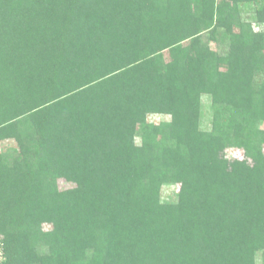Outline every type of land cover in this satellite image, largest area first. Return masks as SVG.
<instances>
[{
  "label": "trees",
  "instance_id": "16d2710c",
  "mask_svg": "<svg viewBox=\"0 0 264 264\" xmlns=\"http://www.w3.org/2000/svg\"><path fill=\"white\" fill-rule=\"evenodd\" d=\"M260 254L264 0H0V264Z\"/></svg>",
  "mask_w": 264,
  "mask_h": 264
},
{
  "label": "rangeland",
  "instance_id": "374dc122",
  "mask_svg": "<svg viewBox=\"0 0 264 264\" xmlns=\"http://www.w3.org/2000/svg\"><path fill=\"white\" fill-rule=\"evenodd\" d=\"M193 6H196L197 7V4H195V5H193ZM247 8V7H246ZM245 15V14H244ZM251 17V16H250ZM249 17V18H250ZM253 27H255V31H258L259 30V26H255V25H253ZM208 104H207V102L205 103V106H207ZM209 115V114H208ZM207 114H205L204 115V117H203V124H202V126H203V128L204 129H208L209 128V120H210V115L208 116ZM208 116V117H207ZM158 119L159 118H153V117H150V121L151 122H153V121H155V122H158ZM3 143H5V145H7V144H12V141H10V140H6L5 142H3ZM9 145V146H10ZM8 146V145H7ZM13 146V145H12ZM231 152V151H230ZM232 155H234V156H236V157H242L243 156V153L241 152V151H237V150H234V151H232ZM60 188L61 189H66L67 188V186L65 185V183L63 182V181H61L60 182ZM176 195H177V187H175V186H168V187H165L164 189H163V192H162V200L163 201H166V202H169V201H171V202H173V201H175V199H176ZM0 260H1V256H0ZM257 261H258V264H262V256H261V254L258 256V258H257Z\"/></svg>",
  "mask_w": 264,
  "mask_h": 264
}]
</instances>
